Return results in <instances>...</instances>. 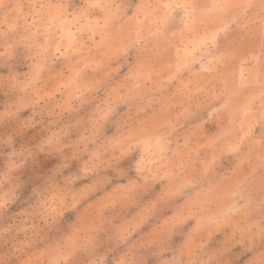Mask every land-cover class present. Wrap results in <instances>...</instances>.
<instances>
[{
  "label": "clouds",
  "instance_id": "obj_1",
  "mask_svg": "<svg viewBox=\"0 0 264 264\" xmlns=\"http://www.w3.org/2000/svg\"><path fill=\"white\" fill-rule=\"evenodd\" d=\"M0 264H264V0H0Z\"/></svg>",
  "mask_w": 264,
  "mask_h": 264
}]
</instances>
